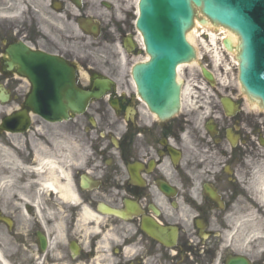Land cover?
<instances>
[{"label": "flooded vegetation", "instance_id": "obj_1", "mask_svg": "<svg viewBox=\"0 0 264 264\" xmlns=\"http://www.w3.org/2000/svg\"><path fill=\"white\" fill-rule=\"evenodd\" d=\"M8 8L0 264H264L261 103L226 107L220 92L206 97L197 73L188 80L198 99L186 100L180 82L178 111L151 110L132 76L144 52L126 0H0ZM32 52L68 63L81 89L103 81L101 96L84 114L50 109L68 118L46 121L25 105L34 85L19 63ZM50 73L42 98L62 100ZM15 113L30 116L26 128L3 127Z\"/></svg>", "mask_w": 264, "mask_h": 264}, {"label": "water", "instance_id": "obj_2", "mask_svg": "<svg viewBox=\"0 0 264 264\" xmlns=\"http://www.w3.org/2000/svg\"><path fill=\"white\" fill-rule=\"evenodd\" d=\"M139 4L140 15L136 25L151 59L136 64L133 76L140 95L152 110L167 116L180 107L176 67L196 58V52L187 40V31L195 23L196 9L205 17L200 20L202 24L207 23L208 19L239 36L236 49L240 60L239 81L252 100H261L264 105V0H140ZM226 46L231 48L230 41L226 40ZM27 61L35 70L59 68L62 77L60 83L65 85L67 95L66 101H59L56 105L61 109L83 112L89 98L99 95L95 90L83 92L77 88L73 70L55 58L35 53L30 54ZM203 72L207 79H211L209 72ZM32 77L37 87L40 82ZM26 102L35 111L44 112L42 109L45 107L37 96H30ZM43 116L56 121L62 119V116L46 113ZM26 121L27 117L24 116L17 122L9 119L7 123L25 124Z\"/></svg>", "mask_w": 264, "mask_h": 264}, {"label": "bare ground", "instance_id": "obj_3", "mask_svg": "<svg viewBox=\"0 0 264 264\" xmlns=\"http://www.w3.org/2000/svg\"><path fill=\"white\" fill-rule=\"evenodd\" d=\"M126 2H128V0H126ZM135 5L133 8V14L137 17V12L138 10H136V2H138V0L134 1ZM208 21L207 24L205 25V34L201 33L199 34V40L202 43V48L205 52H208V56H211V58L213 59V62H215V66L216 68L220 66V62L222 63V61L227 64L228 62V58L230 59V61H233V63L236 61V55L238 50L237 46L239 44V39L237 34H235L233 31L229 30L226 27H223L221 25H213L212 22L210 20H206ZM207 30V31H206ZM196 34L197 32H195L194 30L189 31L188 33V39L190 42H192L193 44H195L196 42ZM221 40V41H220ZM226 40L230 41L231 44V48L228 49L226 47ZM142 42V38H138V42ZM195 41V42H194ZM197 46V44H195ZM225 45V51L222 49L221 46ZM198 52V57H201L200 55V50L196 49ZM227 51V52H226ZM229 55V56H227ZM183 68V66H180L176 72V80L178 79V82L182 79L183 77V72L181 71V69ZM194 66L191 65L190 69L193 70ZM180 74V75H179ZM133 76V73H132ZM183 80V79H182ZM181 83H183V81H181ZM184 84V83H183ZM185 84L182 90V93L184 94V98L186 100H190L192 101V97L195 99H198L199 97V93L195 92L192 88H190V86L188 85L187 88H185ZM181 91V87L179 90V94ZM262 178V177H261ZM259 180V188H258V192H260V199L261 201L264 203V179L262 178Z\"/></svg>", "mask_w": 264, "mask_h": 264}, {"label": "rangeland", "instance_id": "obj_4", "mask_svg": "<svg viewBox=\"0 0 264 264\" xmlns=\"http://www.w3.org/2000/svg\"><path fill=\"white\" fill-rule=\"evenodd\" d=\"M133 1H135V0H133ZM132 1V2H133ZM133 3H130V5H131V7L133 6L132 5ZM4 6H9V2L8 3H5L4 4ZM0 12H3V13H10L11 11L9 10V8L8 9H6V10H2V11H0ZM197 12V14L199 15V16H201V13H200V11H196ZM69 30H70V34L71 35H73V34H75V36L76 37H79V33L76 31V30H73V31H71V29L69 28ZM195 42V41H194ZM196 43V42H195ZM199 50H200V52L201 51H203V48H201V47H199ZM203 62V61H202ZM206 62H208V61H206ZM207 64V63H206ZM235 71V70H234ZM232 75H238V71L236 70L235 71V73H231V76ZM234 82V84H235V88L234 89H232V91H233V93H232V95L234 96V98L237 100V101H250L248 98H247V96L246 95H244L243 94V91H241V87H240V83H239V81L237 82L236 80L235 81H233ZM1 108H2V105H0V116H1ZM88 116H91V115H88ZM93 116H96V115H93ZM98 117V116H97Z\"/></svg>", "mask_w": 264, "mask_h": 264}]
</instances>
